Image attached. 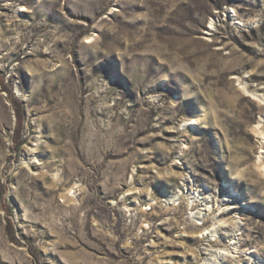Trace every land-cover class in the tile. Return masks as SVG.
Returning a JSON list of instances; mask_svg holds the SVG:
<instances>
[{"label":"rangeland","instance_id":"374dc122","mask_svg":"<svg viewBox=\"0 0 264 264\" xmlns=\"http://www.w3.org/2000/svg\"><path fill=\"white\" fill-rule=\"evenodd\" d=\"M259 123L264 0H0V264H264Z\"/></svg>","mask_w":264,"mask_h":264},{"label":"bare ground","instance_id":"6f19581e","mask_svg":"<svg viewBox=\"0 0 264 264\" xmlns=\"http://www.w3.org/2000/svg\"><path fill=\"white\" fill-rule=\"evenodd\" d=\"M257 130V133L259 134L260 136V139L263 141V145H262V149H261V152H260V156H259V162H260V166H261V170L264 171V128L262 127V123H259L256 128ZM255 130V131H256ZM233 228V227H232ZM221 254H225V252H221Z\"/></svg>","mask_w":264,"mask_h":264}]
</instances>
